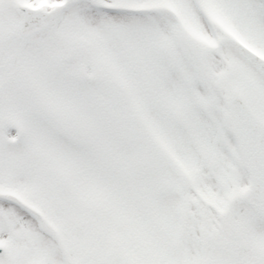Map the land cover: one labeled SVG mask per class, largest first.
<instances>
[{"label":"snow or ice","instance_id":"snow-or-ice-1","mask_svg":"<svg viewBox=\"0 0 264 264\" xmlns=\"http://www.w3.org/2000/svg\"><path fill=\"white\" fill-rule=\"evenodd\" d=\"M0 264H264V0H0Z\"/></svg>","mask_w":264,"mask_h":264}]
</instances>
